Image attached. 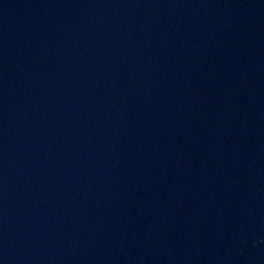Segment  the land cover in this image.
<instances>
[{
	"label": "water",
	"instance_id": "95a60500",
	"mask_svg": "<svg viewBox=\"0 0 264 264\" xmlns=\"http://www.w3.org/2000/svg\"><path fill=\"white\" fill-rule=\"evenodd\" d=\"M0 264H264V0H0Z\"/></svg>",
	"mask_w": 264,
	"mask_h": 264
}]
</instances>
